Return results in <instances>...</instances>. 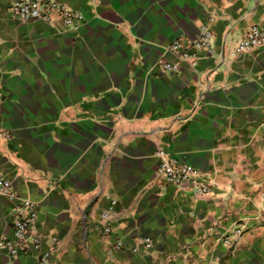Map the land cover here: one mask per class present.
Here are the masks:
<instances>
[{
    "label": "crops",
    "instance_id": "1",
    "mask_svg": "<svg viewBox=\"0 0 264 264\" xmlns=\"http://www.w3.org/2000/svg\"><path fill=\"white\" fill-rule=\"evenodd\" d=\"M54 1L82 20L24 22L0 0V174L36 204L51 264H264V46L232 57L264 32V0ZM161 151L212 192L166 185ZM19 206L0 192V243ZM0 264L38 252L0 247Z\"/></svg>",
    "mask_w": 264,
    "mask_h": 264
},
{
    "label": "built area",
    "instance_id": "2",
    "mask_svg": "<svg viewBox=\"0 0 264 264\" xmlns=\"http://www.w3.org/2000/svg\"><path fill=\"white\" fill-rule=\"evenodd\" d=\"M10 11L13 17L24 22L43 21L52 23L55 18H60L67 28L75 27L81 20L82 16L70 8L62 6L54 0H10ZM264 46V32L258 26L252 27L245 37L235 47L232 57H240L251 53ZM195 48L200 51L212 50V33L211 30L204 26L200 30L199 39ZM172 49L175 52L180 51L181 43L176 42ZM182 58L189 60L192 57L184 52ZM162 70L165 72L177 73L178 67L164 62ZM161 159L157 175L166 184L183 189L189 184H194L195 191L199 195H207L212 192L211 186L201 180L200 172L193 166L183 164L166 154L164 151L159 153ZM0 192L8 196L11 200L19 201L20 206L15 210L13 221L14 232L12 237L4 238L0 247L4 249L11 257L18 256L22 253H29L34 250L38 252L39 264H51V258L54 249L50 248L42 251V241L36 231V225L39 219L36 204L28 199L20 198L13 190L10 180L0 174ZM261 198L264 200V186L260 191ZM113 211L110 209L101 216L103 221L111 220ZM241 231H238L240 233ZM111 233V228L107 225L103 228V234ZM229 243V242H227ZM147 246H150L148 244Z\"/></svg>",
    "mask_w": 264,
    "mask_h": 264
}]
</instances>
